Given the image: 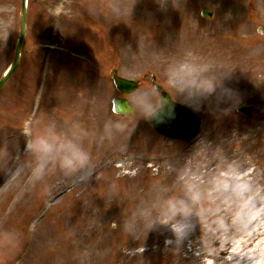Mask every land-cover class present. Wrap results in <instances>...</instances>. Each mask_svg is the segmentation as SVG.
I'll list each match as a JSON object with an SVG mask.
<instances>
[{
  "label": "rangeland",
  "instance_id": "1",
  "mask_svg": "<svg viewBox=\"0 0 264 264\" xmlns=\"http://www.w3.org/2000/svg\"><path fill=\"white\" fill-rule=\"evenodd\" d=\"M20 1L0 0V37L7 28L6 37L0 38V77L12 62ZM202 8L213 12L211 19L200 17ZM260 26L264 0L29 2L20 63L0 91V264L20 258L21 264H137L148 243L161 237L164 244L184 241L187 247L192 238L202 239L198 230L207 231L210 224L198 197L186 196L192 204L189 214L178 212L175 220L171 216L161 223L171 203L179 204L186 191L196 190L161 185L160 157L165 158V182L173 164L175 173L183 168L180 176L188 175L183 182L213 185L215 195L205 197L199 190L200 198L221 199L237 212L251 199H262L257 196L264 194ZM47 47L55 48L53 60L57 54L75 52L83 64L65 61L53 66L48 95H42L41 102L46 97V106L52 107L41 108L28 138L20 120L29 110ZM113 68L122 77L141 80L138 91L129 96L135 108L131 118H116L110 111L111 99L118 96L110 84ZM153 74L175 101L200 115L202 127L194 142H169L150 129L147 117L158 107ZM81 75L86 78L77 83L76 93L70 91L68 86L75 84L71 81H80ZM56 89L62 92L50 96ZM69 105L75 108L74 121ZM242 105L252 107L250 120L235 114ZM63 138L89 153L90 166L69 175L49 162L37 178L36 143L56 145ZM17 144L25 149L21 161L6 168ZM245 173L249 182L240 188L227 181ZM161 190L177 198L165 202L166 208L157 199ZM199 212L202 219L197 221ZM30 225L33 232L28 236ZM172 225L182 226L192 237H163ZM157 255L154 264L171 254Z\"/></svg>",
  "mask_w": 264,
  "mask_h": 264
},
{
  "label": "bare ground",
  "instance_id": "2",
  "mask_svg": "<svg viewBox=\"0 0 264 264\" xmlns=\"http://www.w3.org/2000/svg\"><path fill=\"white\" fill-rule=\"evenodd\" d=\"M159 160L161 185L177 187L179 190L182 187L185 190H196L186 191L182 201L178 204L188 209V212L183 213V215L189 214L192 208V204L185 201L186 196L198 197L201 212L204 213L206 222L210 224V227L207 231L199 229L198 232L203 235V238L199 240L192 238L189 247L184 241L164 244L162 237L155 242L148 243L147 251L139 255L140 261L137 264L157 263L160 258L157 254L161 251H167L171 255L167 260L162 259L159 264H264V258H260L264 255V194H258L259 197L263 195L262 199H251L245 203L244 210L237 212L235 205L227 204L226 201L222 202L221 199L200 198L199 190H202L205 197L215 195L210 191L213 185L205 184L201 188L202 186L198 185L195 187L196 182L194 180L183 182L188 178V175L180 176L183 168L175 173L172 164L169 169L170 181L165 182V158L160 157ZM206 175L210 176L211 172ZM245 178L246 174L240 179L227 178V181H230L229 184L240 188L249 182ZM157 197L160 205L164 208H166L165 202L170 203L172 200L177 199L173 196V192L168 190H161L158 192ZM201 212L195 213V215L200 214L196 218L197 221L202 219ZM171 216L175 220V216ZM186 236L192 237L191 233L184 229L179 239ZM163 237L177 238L173 231H169V229ZM153 246L156 247L155 250L151 249Z\"/></svg>",
  "mask_w": 264,
  "mask_h": 264
},
{
  "label": "water",
  "instance_id": "3",
  "mask_svg": "<svg viewBox=\"0 0 264 264\" xmlns=\"http://www.w3.org/2000/svg\"><path fill=\"white\" fill-rule=\"evenodd\" d=\"M203 16H209V13L204 10L202 12ZM25 15H26V0H22L21 12H20V34L16 45L13 64L10 71L5 77L0 81V88L5 83L10 73L15 69L19 60V53L22 45V39L25 35ZM119 87L123 89V84L119 83ZM132 90V87L126 88V91ZM162 107L151 117V124L155 131L159 134L172 138V139H182V140H192L195 138L199 123L196 117L192 114L186 112L184 109L172 104L169 99L163 95L161 97ZM126 105L121 103L120 107L123 112H128Z\"/></svg>",
  "mask_w": 264,
  "mask_h": 264
},
{
  "label": "clouds",
  "instance_id": "4",
  "mask_svg": "<svg viewBox=\"0 0 264 264\" xmlns=\"http://www.w3.org/2000/svg\"><path fill=\"white\" fill-rule=\"evenodd\" d=\"M6 35L7 28L4 31L3 36L0 38H4ZM35 151L40 154L35 167L37 178L44 175L46 166L49 162L58 166L65 174L69 175L88 168L91 163L89 153L67 138L61 139L56 145H51L45 140H40L35 145ZM178 212L186 214L188 209L176 203H171L168 206L165 218L161 220V223H167L171 218V215H175ZM171 230L177 239L183 234V227L180 225H172ZM168 242L170 241H166V243Z\"/></svg>",
  "mask_w": 264,
  "mask_h": 264
}]
</instances>
